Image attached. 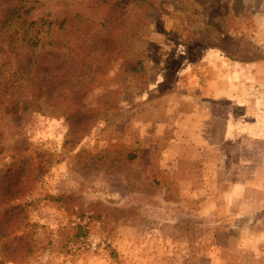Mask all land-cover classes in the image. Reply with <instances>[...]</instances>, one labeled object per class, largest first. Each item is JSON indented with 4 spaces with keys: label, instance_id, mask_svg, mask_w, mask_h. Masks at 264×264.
<instances>
[{
    "label": "rangeland",
    "instance_id": "obj_1",
    "mask_svg": "<svg viewBox=\"0 0 264 264\" xmlns=\"http://www.w3.org/2000/svg\"><path fill=\"white\" fill-rule=\"evenodd\" d=\"M156 10L84 98L98 119L77 144L42 99L2 128L0 172L47 166L7 205L32 253L0 238L2 264H264V0Z\"/></svg>",
    "mask_w": 264,
    "mask_h": 264
},
{
    "label": "trees",
    "instance_id": "obj_2",
    "mask_svg": "<svg viewBox=\"0 0 264 264\" xmlns=\"http://www.w3.org/2000/svg\"><path fill=\"white\" fill-rule=\"evenodd\" d=\"M157 1L0 0V134L42 99L63 111L77 144L98 119L84 98L140 40L156 17ZM125 65L133 74L143 70L138 61ZM30 160L0 172V238L7 259L32 253L24 236L9 239L25 217L20 205L7 206L47 167Z\"/></svg>",
    "mask_w": 264,
    "mask_h": 264
}]
</instances>
